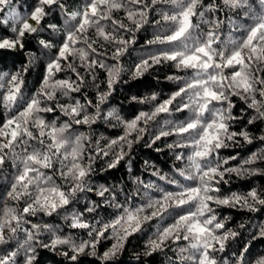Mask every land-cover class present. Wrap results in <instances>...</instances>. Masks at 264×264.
I'll list each match as a JSON object with an SVG mask.
<instances>
[{"label": "clouds", "instance_id": "clouds-1", "mask_svg": "<svg viewBox=\"0 0 264 264\" xmlns=\"http://www.w3.org/2000/svg\"><path fill=\"white\" fill-rule=\"evenodd\" d=\"M12 4L13 0H9L0 7H4L6 14V9L13 8ZM70 4L71 0H66V5ZM53 13H58L60 23L51 22L48 30L39 29L40 55L27 53V65L38 73L43 63L44 73L54 56L53 41H59L70 31L78 46L74 47L71 61L61 70L62 79L69 83L51 87L39 82L31 93L23 88L17 97L18 104L39 101L38 108L34 107L28 116L18 104L0 106L5 121L15 120L21 126L16 141L7 150L0 148V264H5V257L7 264H37L41 250L53 254L63 264H81L85 259H93L98 264H120L125 253L121 243L127 244L123 240L124 232L119 234L120 242L111 233L98 235L104 224L110 222L113 212L132 203L142 207L141 227L153 237L170 221L174 201L180 199L166 197V193L198 187L201 194L217 199L218 194L211 192L212 181L222 177H213V169L222 170L228 176L230 182L224 185L229 188L232 183L264 177V154H259L264 151V145L248 152L250 141L264 139V117L257 114L258 109L249 107L250 94L237 92L242 105L237 106V101L232 100L235 89H229L227 83L223 86L209 83L208 86L216 87L223 94V99L209 105L206 113L195 102L197 94L202 96L203 88L193 87L195 72L178 69L168 62L145 67L144 60L155 48L141 44V33L129 22L109 14L103 22L89 16V24L80 26L74 17L82 12L74 7L61 6L58 11L48 13L47 18H52ZM241 18L246 19L247 14L242 13ZM27 22L33 28L38 27L30 18ZM209 26L197 25L193 36L199 33L206 37ZM146 27L152 33L154 25ZM10 30L18 31L15 26ZM221 35L227 32L222 31ZM45 36L51 37L47 39L49 46L41 48L39 41L45 40ZM125 38V43L117 42ZM161 69L165 70L162 74ZM252 70L256 71L255 66ZM17 74L25 77L26 72L20 70ZM145 77H151L153 87L139 92L129 90ZM178 85L183 95L159 111L175 94ZM185 105L181 115L180 108ZM217 112L229 129H240V132L236 136L231 131L221 132L219 148L214 144L206 155L197 157L195 152L204 149L198 141L208 113L215 119ZM189 123L196 126L187 129ZM252 124L259 127L258 132L255 128L249 132ZM7 141L5 137L0 143L7 144ZM149 151L158 159L144 154ZM228 152L235 153V157L224 154ZM245 152L248 154L242 155ZM233 159L238 163L233 164ZM225 162L230 167L225 168ZM109 173H116V178ZM101 176L105 179H99ZM252 188L264 191L259 182ZM235 192L239 191L230 193ZM249 205L257 211L262 206L250 198ZM187 207L199 215L198 200ZM228 208L256 213L248 207L228 205ZM220 214L218 211L217 215ZM224 216L229 222L233 220L232 215ZM247 225L248 220L242 219L228 226L225 251L229 255L219 253L217 264H241L236 252L239 244L251 243L252 232ZM108 241L110 246L101 252L100 245ZM176 243L170 242L160 250L164 264H173L169 252ZM190 243L191 240L184 241L183 246L188 247ZM198 251L189 248L181 259L198 264ZM128 252V264H146L150 257L148 248L128 249Z\"/></svg>", "mask_w": 264, "mask_h": 264}, {"label": "snow or ice", "instance_id": "snow-or-ice-1", "mask_svg": "<svg viewBox=\"0 0 264 264\" xmlns=\"http://www.w3.org/2000/svg\"><path fill=\"white\" fill-rule=\"evenodd\" d=\"M8 3L9 0H0V6ZM61 6H71L77 12H82V15L74 17L80 26L89 24V16L103 22L109 14L113 18L119 16L123 21L129 22L137 33L148 32L146 25H154L150 38L140 37L149 48H155V52L144 60L145 67L150 64L155 66L168 62L178 69H192L195 72L193 87L203 86L202 96L197 94L195 102L206 113L209 105L219 103L223 99V94L217 91L216 87L208 86L209 83L220 86L227 83L229 89H235L232 100L237 101V106H242L239 103L237 92L250 94L249 107L258 109L257 114L264 117V0H71L70 5H66V0H59V2L57 0H29V11L23 15L14 8L8 9L5 14L4 7H0V14H3L0 18V26L10 24L18 29V31L10 30L12 35L5 37L3 35L5 29L0 27V106L5 103L18 104V94L23 88H27L26 76L20 77L17 74L20 70L26 73L31 71L27 63L22 64L19 70L15 69L14 64L12 68L5 70L7 62L14 61L19 55L14 50H26L27 39L37 40L40 28L48 30L50 22L45 23L47 14L52 13L53 10L58 11ZM84 8L87 11H83ZM220 12L224 13L223 19L219 16ZM242 13L247 14L246 19L241 18ZM29 18L38 26L37 28H33L27 22ZM205 23L210 25L206 30V37L199 33L194 37L193 29ZM225 27L227 35H221ZM241 28H243L242 31ZM236 36H240L241 39H235ZM117 42L123 44L126 38ZM53 43L56 45L53 49L54 56L47 63L40 80L41 84H49L51 87H55L56 83H69L59 78V74L65 63L71 61L74 47L78 46V42L73 39L70 31L62 35L59 41H53ZM39 45L41 48L49 46L47 39L39 41ZM116 52L119 54V49ZM253 66L256 71L252 70ZM139 67L138 65L137 71ZM75 78L74 76L73 79ZM174 92L175 94L165 101L164 105L158 109L159 111L165 110L177 99V96L183 95V90L179 85ZM201 100L203 103H199ZM38 105L37 99L27 104H18L23 108L26 116L32 113L34 107L38 108ZM184 107L186 105L180 108L181 115H184ZM216 115L217 118L213 119L208 113L198 141L204 145V149L195 152L197 157L206 155L214 144L219 148L221 132L231 131L233 136L240 132V129H229L219 112ZM195 126L189 123L187 129ZM20 128V124L15 120L5 121L2 115L0 141L5 137L8 141L7 144L0 143V148L7 150L20 135ZM253 128L259 131V127L252 124L249 132ZM24 131L27 132V129ZM180 131L184 132L186 129ZM260 145H264V139H258L254 143L250 141V148H258ZM259 154H264V151ZM229 155L235 157V153ZM232 163L235 164L238 161L233 159ZM252 166L254 165H249V167ZM227 167L230 165L225 162V168ZM211 171L213 177L217 175L222 177L219 181L215 179L212 181L214 186L211 192L218 194V198L213 199L212 195L201 194L198 187L187 188L183 191L177 189L166 193V197H180V199L174 201L175 207L171 209L170 221L155 236L150 237L148 232L143 231L140 213L144 209L135 203L127 208H120L118 212H113L110 222L104 224L103 230L98 235L108 236L111 233L120 242L119 234L123 231L124 241L141 238L143 248L149 249L150 257L159 254L166 244L178 242L175 248L170 249L173 264H190L187 258L181 259L185 257L189 248L199 250L196 253L198 264H217L216 257L219 253L228 254L225 251V243L229 237V221L224 215H217V212L221 208L229 209L228 205H232L235 208L248 207L250 212L254 211L257 215H264V191L258 192L251 187L243 193H226L223 185L225 182H230L228 176L222 170L213 169ZM19 179L22 181L24 177L21 176ZM207 191L206 185L205 192ZM249 198L253 203L262 205L259 211L250 207ZM195 200L199 201V215L187 207ZM133 224L135 227H132ZM252 227L255 231L252 232L251 243L242 245L236 255L240 257L241 264H264V253L253 254L250 246L253 241L264 239V219L259 220ZM188 240H191V243L188 247H184V241ZM121 249L126 251V244L121 243ZM5 264H7V257H5Z\"/></svg>", "mask_w": 264, "mask_h": 264}, {"label": "trees", "instance_id": "trees-1", "mask_svg": "<svg viewBox=\"0 0 264 264\" xmlns=\"http://www.w3.org/2000/svg\"><path fill=\"white\" fill-rule=\"evenodd\" d=\"M12 7L21 15L27 13L29 11V0H13V4ZM6 11H8V9H6ZM3 14H0V18H2ZM219 16L221 19L224 18V13L220 12ZM158 18V17H157ZM51 23V22H55V23H60V18L58 13H53L52 18H47L45 23ZM0 27H3L5 29V31L3 32V35L5 37H9L11 36V31H10V24H5L2 25ZM222 31H224L225 33L227 32V28L225 27ZM43 35V34H41ZM140 37L143 36L145 38H150L151 36V31L149 30L148 32H144L139 34ZM44 38L46 39H50L51 37L49 36H45ZM140 43L143 44V39H140ZM26 45L27 48L26 50H19L16 49L14 50L15 52H18L19 55L16 56L15 60H9L5 66V70H7L8 68H12L13 64L15 65V69L19 70L22 64L27 63V53H35L36 55H40V48L38 46L37 40H33V39H27L26 41ZM43 69H44V65L43 63H41L40 66V71L38 73L33 72V70H31L29 73H26L25 76L27 78V88L29 90V93H31L32 91L35 90V87H37L39 85L40 80L42 79V75H43ZM165 70L161 69L160 70V74H162ZM168 71H171L170 69ZM59 78H63V74H59ZM153 82L151 77H145L144 80L138 82L137 84L131 86V89L129 90H136L137 92H139L142 88H150L153 87ZM166 89L168 86H164ZM51 118V117H49ZM0 119H2V114H0ZM255 131H257L255 129ZM258 132V131H257ZM254 148H249L248 152L252 151ZM145 155H149L152 156L153 159H158V157H156L151 151L144 153ZM225 155H229V154H233V153H224ZM248 153H242V155H247ZM109 176H111L113 179L116 178V173H109ZM99 179L104 180L105 177L101 176L99 177ZM255 182H259V184L264 187V177H255L253 180L251 181H247V182H238V183H232L231 187L229 188L228 186L223 185V190L226 193H230L231 191H239V192H246L249 188L253 187ZM221 214L222 215H232L233 216V220L229 222L228 226H234L238 221H241L242 219H246L248 220V225L247 227L249 228V230L251 232H254L255 229L252 227L253 224H255L256 222H258L261 219H264V215H257L252 214V213H247L244 211H237L235 209H221ZM107 215V213H106ZM250 239V237H249ZM245 243H247V241H244L243 243L239 244L237 251L241 248L242 245H244ZM111 241H108L106 243H102L100 245V251H104L108 246H110ZM252 248V252L253 254L257 253V252H261L264 253V239H259L256 241H253L252 244L250 245ZM143 248V239L141 238H137V239H131L127 242L126 244V251L124 253V257L123 259L120 261V264H128V256H129V252L128 249H131L133 251L135 250H140ZM233 251L232 249H229V252ZM169 255H172L171 252H169ZM229 255V253L227 255H225V257H227ZM51 261L52 264H63L62 261H60L57 257H55L53 254L41 250L40 254H39V258H38V262L39 264H48V262ZM81 264H98L97 261L93 260V259H85L83 261H81ZM146 264H164V258L159 255V254H154L153 256L147 258Z\"/></svg>", "mask_w": 264, "mask_h": 264}]
</instances>
